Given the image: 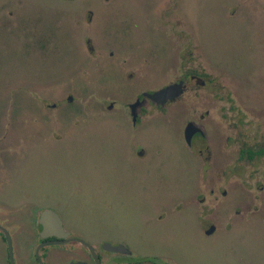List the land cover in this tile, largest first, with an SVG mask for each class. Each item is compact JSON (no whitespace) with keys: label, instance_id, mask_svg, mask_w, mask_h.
I'll use <instances>...</instances> for the list:
<instances>
[{"label":"rangeland","instance_id":"374dc122","mask_svg":"<svg viewBox=\"0 0 264 264\" xmlns=\"http://www.w3.org/2000/svg\"><path fill=\"white\" fill-rule=\"evenodd\" d=\"M10 3L0 0V98L14 91L23 103L30 95L21 145L23 167L28 162L13 197L24 190L62 212L89 211L86 220L139 258L264 264V162L234 161L243 141H257L256 131L264 143V0H15L14 15L2 16ZM89 6L92 22L84 16ZM187 69L204 85L188 79L178 102L146 107L136 124L142 128L127 135V105ZM52 104L60 114L40 112ZM189 121L217 139L211 148L221 154V182L204 174L198 138L192 152L185 147L180 134ZM234 125L245 140L231 148L224 138L235 135ZM134 142L147 148L145 158L160 154L139 160ZM212 186L238 197L241 215L231 229L224 204L217 223L228 231L206 236L195 208L178 202Z\"/></svg>","mask_w":264,"mask_h":264},{"label":"flooded vegetation","instance_id":"af4514ba","mask_svg":"<svg viewBox=\"0 0 264 264\" xmlns=\"http://www.w3.org/2000/svg\"><path fill=\"white\" fill-rule=\"evenodd\" d=\"M6 1L11 2L7 5L9 6V12L3 13L2 16H13L12 6L15 0ZM17 1L20 3L22 2V0ZM60 1L77 2L81 0ZM104 1L108 2L109 0ZM78 4L82 3H76V5ZM86 4L87 3H84L83 5ZM87 8L88 10H86L84 15L85 19L87 18L88 22H92L95 18L94 9L92 6ZM88 42L89 41H87V44ZM88 49L89 51H93L91 47ZM110 55H112V53H110ZM198 76L199 75L195 73V71L187 69L184 74L175 81L182 82V94L175 100L168 101L164 106L153 104L148 97L144 96L146 93L152 94L157 90H146L140 93L132 103L127 105L131 124L127 125L125 118L121 115V118L124 120L126 134L131 137L133 133L136 134V132L142 128H138L136 124L139 122L141 113L146 110V107L163 110L167 105L178 102L187 91V80L192 79L194 81L198 80L199 82ZM200 84L203 86L204 82L200 81ZM24 93L26 94L24 95L25 98L23 103L20 102V99H17V97L20 96L14 95V91L9 92V95L4 101L0 98V264H173L170 260L163 261L155 258H139L133 255L134 253L127 255L109 251L105 248L106 245L117 246L124 242L120 237H112L105 233V228L97 227L95 223L86 220L89 211L79 213L62 212L58 209L56 204L46 205L45 198L43 199L42 195L38 197L34 195L29 196L30 193L24 190L21 193L23 195L22 197L18 199L13 197L12 193L16 192L17 187L24 181L22 179L25 177V174H22V171L25 170L28 162L26 161L23 167V157L26 156L27 150H25V146L21 145H24L26 142L28 130V123L26 121L30 118V114H28L29 111H26L30 95L28 90ZM138 99H144L143 105L137 107L136 115L132 116L130 106ZM66 102L71 104V95L67 96ZM49 107L50 109L44 108L45 110L41 109L40 112L46 114L48 111L47 114H55V116L59 113L60 109H58L57 105L52 104ZM112 107V103L107 105L108 110H111ZM205 116H208L207 111L204 115L200 116L199 121H204ZM188 123H193L200 129V132L193 134L188 143L184 137V129L181 133L180 130L176 128L177 133H181L180 135H182L185 143L184 145L188 151L192 152L193 149H198L197 154L198 157H200L201 166L204 168V174L213 182L214 180H219V182H221V154L218 156L214 148H211V142L217 139H213V137L210 139V137H208L205 129L206 126L200 124L201 122L196 123L189 121ZM40 127L45 131L50 128L48 125ZM237 127L238 125L231 126L232 131L235 132ZM259 134V131L253 134L254 139L257 138V141L254 142L253 145H246L244 143L245 141L242 142L240 149L238 148L236 152V157L234 159L236 163L242 162L250 166L260 161L264 162V143L259 145ZM196 138H198L201 144L199 148L195 147L193 142ZM239 138L245 140L243 139V134L236 131L234 136L225 137L224 143H228L232 148L237 146ZM218 140H220V138ZM20 141L23 142L21 143ZM145 146L147 145L145 144ZM202 147L205 150L204 157H201L203 155V150H201ZM131 148L133 155L139 160L157 157L160 154L156 153L158 151H151L152 155L145 158V153L148 152L147 148L138 146L135 142L131 145ZM259 190L263 191V187H259ZM182 198L183 199L179 200L178 203H183L182 208H185V206H193L195 208V224L204 231L206 236H212L218 230L228 231L227 228H221L217 223V221L222 222L224 219L223 215H221L224 204L228 203L227 209L229 208V213L232 217V221L228 223L230 226H233L231 229L235 228L238 223V217L241 215L237 200L238 197L228 196L227 189H219V187L215 186L209 189L196 188ZM214 204H217L219 207L213 211L211 209ZM208 208L210 209V213L206 211ZM253 208L256 211L258 210V208ZM45 211H51L56 214L61 222V227L57 225L56 219L52 217L42 219V214ZM249 211H251L250 205L249 208L247 207L246 212ZM256 211H253V213L255 214ZM229 213L227 211V214ZM175 263L177 264L176 261Z\"/></svg>","mask_w":264,"mask_h":264},{"label":"water","instance_id":"95a60500","mask_svg":"<svg viewBox=\"0 0 264 264\" xmlns=\"http://www.w3.org/2000/svg\"><path fill=\"white\" fill-rule=\"evenodd\" d=\"M182 82L178 81L172 84H169L165 86L164 88H161L160 90H157L153 92L152 94H144V96L148 97L153 104L164 106L168 101H173L176 98H178L182 94ZM144 102V99H138L133 105L130 106L132 116L136 115V109L139 106H142ZM200 129H198L193 123H188L186 127L184 128V137L186 142L188 143L190 141V138L193 134L199 133ZM54 218L57 222V225L61 227V222L59 218L51 211H45L42 214V219L46 218ZM47 228V227H46ZM109 251L113 253H123L130 255V250L126 245L120 244L117 246L113 245H106L105 247Z\"/></svg>","mask_w":264,"mask_h":264}]
</instances>
